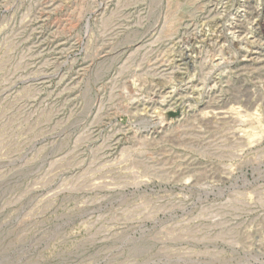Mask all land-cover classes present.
Returning a JSON list of instances; mask_svg holds the SVG:
<instances>
[{
    "label": "rangeland",
    "instance_id": "rangeland-1",
    "mask_svg": "<svg viewBox=\"0 0 264 264\" xmlns=\"http://www.w3.org/2000/svg\"><path fill=\"white\" fill-rule=\"evenodd\" d=\"M0 264H264V0H0Z\"/></svg>",
    "mask_w": 264,
    "mask_h": 264
}]
</instances>
